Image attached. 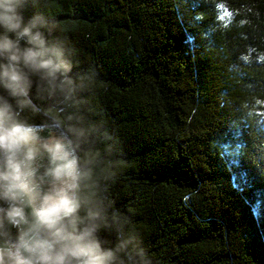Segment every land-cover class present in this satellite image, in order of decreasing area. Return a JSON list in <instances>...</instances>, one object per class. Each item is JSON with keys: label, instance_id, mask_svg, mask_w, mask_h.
Wrapping results in <instances>:
<instances>
[{"label": "trees", "instance_id": "16d2710c", "mask_svg": "<svg viewBox=\"0 0 264 264\" xmlns=\"http://www.w3.org/2000/svg\"><path fill=\"white\" fill-rule=\"evenodd\" d=\"M25 15L71 71L20 118L79 144L117 264H264V0H27Z\"/></svg>", "mask_w": 264, "mask_h": 264}, {"label": "clouds", "instance_id": "9594fccd", "mask_svg": "<svg viewBox=\"0 0 264 264\" xmlns=\"http://www.w3.org/2000/svg\"><path fill=\"white\" fill-rule=\"evenodd\" d=\"M26 4L0 0V264H117L98 235L103 211L81 195L89 173L79 144L20 118L37 110L34 86L51 95L71 71L62 44L49 39L41 16L26 17Z\"/></svg>", "mask_w": 264, "mask_h": 264}, {"label": "rangeland", "instance_id": "374dc122", "mask_svg": "<svg viewBox=\"0 0 264 264\" xmlns=\"http://www.w3.org/2000/svg\"><path fill=\"white\" fill-rule=\"evenodd\" d=\"M52 131H53V130H52ZM52 131H49L50 133H49L48 135H50ZM57 132H59V131H57ZM41 134H42V133H41Z\"/></svg>", "mask_w": 264, "mask_h": 264}]
</instances>
